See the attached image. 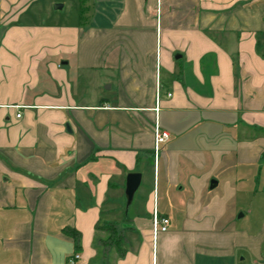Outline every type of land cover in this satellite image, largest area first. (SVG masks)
I'll return each mask as SVG.
<instances>
[{
  "label": "crops",
  "instance_id": "1",
  "mask_svg": "<svg viewBox=\"0 0 264 264\" xmlns=\"http://www.w3.org/2000/svg\"><path fill=\"white\" fill-rule=\"evenodd\" d=\"M68 1L0 0V264H264V0Z\"/></svg>",
  "mask_w": 264,
  "mask_h": 264
},
{
  "label": "built area",
  "instance_id": "2",
  "mask_svg": "<svg viewBox=\"0 0 264 264\" xmlns=\"http://www.w3.org/2000/svg\"><path fill=\"white\" fill-rule=\"evenodd\" d=\"M17 117H19V115H17ZM167 138H168V134L166 132L160 131L158 127L155 126L154 149H153L154 156H157L160 145L165 143ZM168 224H169L168 219L164 217H159L156 210L154 209L152 213V228H151L153 237H156L158 233L165 232L167 230ZM75 258H77V256H75Z\"/></svg>",
  "mask_w": 264,
  "mask_h": 264
},
{
  "label": "trees",
  "instance_id": "3",
  "mask_svg": "<svg viewBox=\"0 0 264 264\" xmlns=\"http://www.w3.org/2000/svg\"><path fill=\"white\" fill-rule=\"evenodd\" d=\"M85 3L86 0H79V18L82 19V16L85 12ZM262 36H259L257 39V48H261L260 47V42H261V38ZM97 228L105 231L108 233V237L107 239L103 242L104 244L107 243H112L113 245L119 247L120 245V241H121V236L119 233H117L116 231V227L115 224L113 223H102L101 225H97ZM74 239L75 243H78V234L73 232V231H69L68 232Z\"/></svg>",
  "mask_w": 264,
  "mask_h": 264
},
{
  "label": "water",
  "instance_id": "4",
  "mask_svg": "<svg viewBox=\"0 0 264 264\" xmlns=\"http://www.w3.org/2000/svg\"><path fill=\"white\" fill-rule=\"evenodd\" d=\"M140 179H141V175L139 173H129L126 177L125 192H124L126 208H128L132 202L133 195L139 186ZM211 184L214 183L212 182Z\"/></svg>",
  "mask_w": 264,
  "mask_h": 264
},
{
  "label": "rangeland",
  "instance_id": "5",
  "mask_svg": "<svg viewBox=\"0 0 264 264\" xmlns=\"http://www.w3.org/2000/svg\"><path fill=\"white\" fill-rule=\"evenodd\" d=\"M73 9H74V5H73V3H72V6H70V0L67 2V7H66V9H65V11L66 12H68V11H71V12H73ZM242 208H244L243 209V211L245 210H247L249 207H247V206H243ZM254 208H255V206H254ZM240 213H238L237 215H239ZM150 232H151V229L149 230Z\"/></svg>",
  "mask_w": 264,
  "mask_h": 264
}]
</instances>
